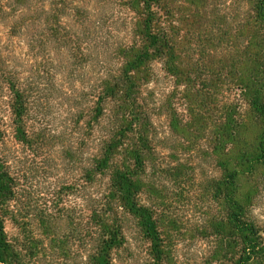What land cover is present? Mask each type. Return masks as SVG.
<instances>
[{
    "label": "trees",
    "instance_id": "1",
    "mask_svg": "<svg viewBox=\"0 0 264 264\" xmlns=\"http://www.w3.org/2000/svg\"><path fill=\"white\" fill-rule=\"evenodd\" d=\"M7 1L14 14L29 11L22 21L37 25L38 51L58 49L62 76L39 56L34 94L8 81L13 138L32 154L57 148L70 199L64 210L59 191L36 195L33 169L14 177L0 159V264H39L41 255L46 264H188L172 257V241L190 233L210 245L202 264H264L241 187L264 166V0H67L65 24L38 0ZM155 61L184 115L150 99ZM199 158L221 173L203 187ZM206 199L215 212L205 214ZM6 220L19 237L8 238Z\"/></svg>",
    "mask_w": 264,
    "mask_h": 264
},
{
    "label": "rangeland",
    "instance_id": "2",
    "mask_svg": "<svg viewBox=\"0 0 264 264\" xmlns=\"http://www.w3.org/2000/svg\"><path fill=\"white\" fill-rule=\"evenodd\" d=\"M20 1L23 2L24 0ZM7 3V0H0V73L6 77V83L0 85V159L9 163L10 170L14 177L20 176L24 170H28L30 172L33 169L34 173L36 174L34 175L36 183L34 181L33 182L37 184L38 189L36 195H39L45 199L53 198V193L55 191H59V196L62 200L60 207L65 210L69 205L70 199L65 190L70 183L68 169L64 164L58 165V161L54 159L55 152L57 151L55 146L48 144L45 150L32 154L30 151L24 149V146L21 142L13 138L14 129L12 124V115L8 104L9 92L7 90L8 81L10 80L11 83H17L21 84L22 86L26 85L27 87H31V94H34L39 78L38 65L41 59L39 56L49 57L50 67L53 68L51 73L52 75H55V78L56 76L57 78L59 76V73L56 72L55 69L57 60L59 59V62L61 58L58 49L57 51H55L54 48L52 50H44L43 52L38 51V48L36 47V31L38 29L37 25L33 24V22H31V24H26L25 20L22 21V19L28 15L29 11L23 9L21 13L14 14L10 8L6 7ZM66 3L67 0H38L37 5L43 8H47L49 5L51 8H56L60 15V20L63 24H65L68 20L65 14ZM93 4L95 3L93 2ZM3 17H7V21H3ZM11 20H14V22L11 23ZM115 34L118 37L123 36L121 31H117ZM61 50L65 55V49L62 48ZM224 57L225 54L223 53L222 58ZM213 61L215 70L219 68L222 69L224 61L220 60L218 55L213 56ZM152 69L154 75L148 85V88H151V93L149 96L150 99L156 101L157 104L163 105V110H161L163 114L166 113L165 104L166 106H168V104L171 106L173 103V107L175 110L177 109L176 111L178 114L184 115L186 112L183 111L182 106L176 105L178 102L176 98L178 96L175 94L172 95V93H174L173 87L171 83L168 82L169 80L164 78V72L160 63L158 61L153 62ZM61 77L59 76V78ZM224 78L225 77L221 72L220 80H217V93L220 92V94H222L225 90L227 81H225ZM214 82L215 81L213 80V83ZM227 99H225V95H223L221 98H219L222 104L213 105L212 112L210 113L212 119L220 116V109L224 107ZM49 123L51 124V122ZM28 124L31 126V129L37 131V124L34 122H28ZM209 129L212 132L214 131L212 125L208 128V131ZM255 131L256 130L254 129L248 130L246 132V137L252 138L255 136ZM207 134L209 136V133ZM211 135L213 137V134ZM212 167L213 161H211L209 158H199L198 169L199 172L200 170L201 172L198 177L200 187H203L205 181L207 180L206 178L221 175V173H218V170L215 168L213 169ZM206 172H208V175ZM20 183L24 185V182ZM241 187L242 191L249 198L252 219H254L259 228L262 229L261 233L264 237V166L259 167L257 172L251 176L244 175L241 179ZM199 191L203 193L202 190ZM205 204L207 206L210 205L208 208L205 207V214L215 212L216 208L212 202L206 199ZM185 209L181 208L180 210ZM189 214L192 220L198 217V214L195 212L189 211ZM60 225L62 232H65L67 230L65 222L63 223L62 221ZM4 230L8 238L19 237L16 225L10 220L5 221ZM36 235L39 236V232ZM190 236L193 238L189 240L185 239L182 242H176L175 240L172 241V243L175 244V251L172 249V257L178 258V260L182 263L202 264V256L207 252V250H209L208 248L210 245L201 239V237H198V234L190 233ZM238 256L239 254L237 253L235 258L232 259H238ZM38 260L39 264H44V262L46 264L47 257L41 255ZM61 261L64 262L63 259H61ZM220 262L221 261H218V264ZM229 262V259L227 260V258H225L224 264H229ZM115 264H122V262L117 260Z\"/></svg>",
    "mask_w": 264,
    "mask_h": 264
}]
</instances>
